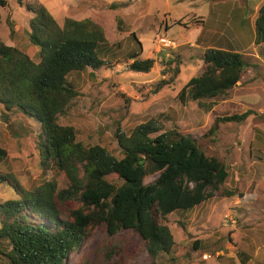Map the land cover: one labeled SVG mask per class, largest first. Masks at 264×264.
Masks as SVG:
<instances>
[{"label": "trees", "instance_id": "obj_1", "mask_svg": "<svg viewBox=\"0 0 264 264\" xmlns=\"http://www.w3.org/2000/svg\"><path fill=\"white\" fill-rule=\"evenodd\" d=\"M3 6L5 1L0 0ZM25 7L33 14L27 39L38 49V60L0 39L1 119L19 115L34 121L38 131L23 127V135L37 151L41 172H62L67 184L59 187L51 178L29 191L14 173L0 170V184L21 196L0 202V264H64L98 228L110 238L102 264H133L142 246L148 264H158L161 255L173 264L175 241L168 225L172 212L212 198L243 196L230 185L229 165L208 155L198 140L208 138L214 143L221 123L244 122L256 112L246 109L217 115L212 111V123L197 135L179 132L175 119L161 114L172 126L162 128L151 118L126 133L117 124L113 133L117 152L100 144L86 145L77 140L74 126L63 125L59 116L66 114L79 95L69 77L109 63L99 55L104 32L89 18L66 17L59 25L39 2ZM199 24L202 20L197 18L194 25ZM254 31L256 41H264V4L256 11ZM131 35L139 52L128 53V68L149 72L154 59L140 57L141 43ZM200 59L203 70L189 78L176 95L181 104L187 98L199 102L221 97L236 86L246 68L259 65L251 56L214 47L205 48ZM181 61L177 53L167 58L154 93L175 81ZM5 157L6 150L0 147V164ZM70 203V209L62 212L61 207ZM201 243L197 239L192 247L198 249ZM81 263L87 264L86 258Z\"/></svg>", "mask_w": 264, "mask_h": 264}, {"label": "rangeland", "instance_id": "obj_2", "mask_svg": "<svg viewBox=\"0 0 264 264\" xmlns=\"http://www.w3.org/2000/svg\"><path fill=\"white\" fill-rule=\"evenodd\" d=\"M4 1L5 6L0 7V39L26 52L34 61L38 60V49L27 39L29 19L33 15L26 10L27 3H41L59 25L66 17L89 18L102 28L105 43L99 55L109 63L96 71L87 69L69 77L79 95L66 114L59 116L60 123L74 126L77 140L86 145L100 144L117 152L113 137L117 124L126 133L151 118L157 119L162 128L172 126L170 120L160 118L161 114L175 119L179 132L197 135L212 123V111L217 115L246 109L256 112L244 122L221 123L219 138L214 143L208 138L198 140L208 155L229 165L230 185L243 196L212 198L191 209L174 211L168 216V225L175 241L173 264H264V98L260 97L264 92V67L261 63L256 69L249 67L255 72L254 80H258L256 89L233 87L228 91L231 99L221 105L216 106V102L222 96L199 102L187 98L185 104L176 97L186 81L203 70L201 52L186 43L197 30L190 26L199 18L202 27L219 33L227 27L245 43L253 36L252 24L245 17H249L257 0H238L244 5L241 20L234 17L233 0H22V4L17 0ZM217 2L222 5L215 6ZM220 7L222 16L218 13ZM131 33L141 43L140 57L154 59L149 72H132L128 68L131 62L128 53L139 52ZM159 37L173 40L175 46L159 45ZM172 53L182 58L180 71L170 86L154 93L155 83L163 78L160 70ZM237 98L243 103L236 102ZM23 127L38 131L34 121L23 120L19 115L4 121L0 106V147L6 150L0 170L14 173L25 190L30 191L51 178L59 187H65L67 180L62 172H41L37 151L27 142ZM110 177L121 183L116 176ZM20 199L14 188L0 184V202ZM72 205L61 207L62 212ZM197 239L202 243L194 249L192 242ZM109 242L105 230L98 228L64 264H82V258H86L87 264H102ZM142 248L133 264H148ZM204 253L210 255L206 260L201 258ZM157 263L170 264L165 255L159 256Z\"/></svg>", "mask_w": 264, "mask_h": 264}, {"label": "crops", "instance_id": "obj_3", "mask_svg": "<svg viewBox=\"0 0 264 264\" xmlns=\"http://www.w3.org/2000/svg\"><path fill=\"white\" fill-rule=\"evenodd\" d=\"M235 4V15L234 17H239V20H241L242 14L240 13L241 10L244 9V5L241 4L238 0H233ZM264 4V0H257L254 3L253 9L250 10L249 17L246 15L245 19L249 20V23L252 24L253 27V36L244 43L240 38H238L230 29L223 28L220 29V32H216L213 30H209L208 28H204L201 25H191V28L197 29L195 34L192 36V39L190 41H187L186 43H189L190 45H193V49H195L198 52H202L207 47H214L219 49H228L233 51H238L244 55H248L253 57L254 59L258 60V64L261 63L264 67V53L261 51L264 49V41L257 40L256 41V34L254 31V20L256 16L257 9ZM221 6L222 4L218 2L215 4V6ZM212 8V7H211ZM222 7H220V10L218 11L219 15H223ZM245 15V14H244ZM244 18V16H243ZM221 19V18H219ZM166 27V26H165ZM212 29L214 27H211ZM223 35V36H222ZM171 40V39H170ZM175 43V42H174ZM183 44V43H182ZM182 44H178L177 46H180ZM248 75V76H247ZM255 78V72L251 68H246L240 78V80L237 82L234 89H246V90H254V87L256 89V82L258 80H254ZM254 86V87H253ZM261 100L264 98V92L260 95ZM231 97H229L228 93L222 96V100L220 102H216V106L221 105L224 101H229ZM264 100V99H263ZM242 102L237 98L236 102ZM253 104H257L258 101H252ZM243 103V102H242ZM261 103V102H259ZM250 104V103H249ZM259 112V111H258ZM264 173V171H263ZM264 187V186H263ZM264 191V189H263Z\"/></svg>", "mask_w": 264, "mask_h": 264}, {"label": "built area", "instance_id": "obj_4", "mask_svg": "<svg viewBox=\"0 0 264 264\" xmlns=\"http://www.w3.org/2000/svg\"><path fill=\"white\" fill-rule=\"evenodd\" d=\"M158 44L161 45V46H163V47H174L175 46V43L172 40L167 39L165 37H159L158 38ZM209 257H210V255L204 253L201 258L203 260H206Z\"/></svg>", "mask_w": 264, "mask_h": 264}]
</instances>
